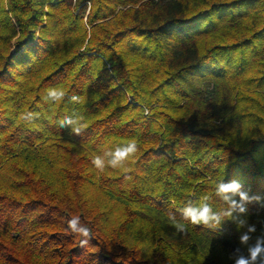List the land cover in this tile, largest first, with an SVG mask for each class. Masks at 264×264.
I'll return each instance as SVG.
<instances>
[{"label":"trees","instance_id":"1","mask_svg":"<svg viewBox=\"0 0 264 264\" xmlns=\"http://www.w3.org/2000/svg\"><path fill=\"white\" fill-rule=\"evenodd\" d=\"M51 87L82 103L45 102ZM73 111L79 136L56 123ZM129 141L130 181L94 168ZM222 180L262 198L246 216L259 235L264 0H0V264H234L243 230L178 211L203 194L220 207Z\"/></svg>","mask_w":264,"mask_h":264},{"label":"clouds","instance_id":"2","mask_svg":"<svg viewBox=\"0 0 264 264\" xmlns=\"http://www.w3.org/2000/svg\"><path fill=\"white\" fill-rule=\"evenodd\" d=\"M42 99L50 104H58L67 98L72 104L82 103L81 97L77 94L68 95L66 90L60 87H51L41 93ZM40 113L25 111L19 114L18 119L25 124H31L39 119ZM56 123L61 128H69L70 134L81 135L88 127L84 122V117L78 112L73 111L70 115H65ZM138 145L135 141L117 145L114 148H104L101 154L92 157L91 163L96 170L104 172L107 168L121 170L124 179L130 181L132 171L130 163H134V158L138 152ZM214 195L220 202V207H214L212 196L201 195L197 200L189 199L185 205L178 209L183 221L194 226H203L206 229L217 231L221 229L222 223L231 220L235 223L240 232L239 244L230 254L229 259L234 264H264V229L259 235L254 236L257 229L254 224H249L246 219L248 205L252 202H260V196H249L248 192L243 191L241 185L236 181L225 183L223 180L215 185ZM237 197L239 199H237ZM168 219L178 233H185L187 225L178 221L175 213L169 212ZM68 231L82 237L80 245L83 247L88 244L91 230L81 223L79 216H73L67 220Z\"/></svg>","mask_w":264,"mask_h":264}]
</instances>
